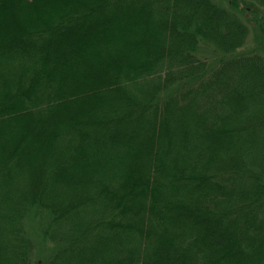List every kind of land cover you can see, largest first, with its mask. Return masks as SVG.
<instances>
[{"label":"trees","instance_id":"1","mask_svg":"<svg viewBox=\"0 0 264 264\" xmlns=\"http://www.w3.org/2000/svg\"><path fill=\"white\" fill-rule=\"evenodd\" d=\"M0 264H264V0H0Z\"/></svg>","mask_w":264,"mask_h":264}]
</instances>
